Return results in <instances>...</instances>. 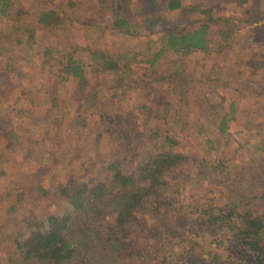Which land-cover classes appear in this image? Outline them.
Returning a JSON list of instances; mask_svg holds the SVG:
<instances>
[{
	"label": "rangeland",
	"instance_id": "obj_1",
	"mask_svg": "<svg viewBox=\"0 0 264 264\" xmlns=\"http://www.w3.org/2000/svg\"><path fill=\"white\" fill-rule=\"evenodd\" d=\"M115 1L12 0L9 13L0 15V264H23L11 242L23 220L67 210L50 191L92 184L104 177L100 161L112 153L122 159L123 141L116 150V135L105 130L113 128L106 118L116 114L117 126L127 131L129 160L161 141L162 151L186 155L165 174L167 206L150 196L138 212L140 224L121 232L125 241L145 247L151 262L160 255L152 254L158 243L148 220L203 239L177 264H208L214 251L221 257L209 264H220L230 249L211 241L215 234L200 224L198 211L223 203L230 187L245 189L246 206L261 210L264 0H175L200 3L206 11L192 12L197 22L210 15L208 50L182 56L165 50L155 59L163 27L184 30L196 21L190 24L188 15L162 0H128L136 31L124 33L111 24ZM48 8L54 14L43 24L37 15ZM96 49L120 56L121 68L96 70L90 58ZM67 54L83 65L82 80L62 71ZM159 238L172 250L161 244V254L176 263L175 253L184 250L181 236ZM129 258L119 264H136Z\"/></svg>",
	"mask_w": 264,
	"mask_h": 264
},
{
	"label": "trees",
	"instance_id": "obj_2",
	"mask_svg": "<svg viewBox=\"0 0 264 264\" xmlns=\"http://www.w3.org/2000/svg\"><path fill=\"white\" fill-rule=\"evenodd\" d=\"M239 1L243 3L247 0ZM127 2L128 0L115 1L111 24L121 32L133 33L136 28ZM164 2L166 7H176L181 15H188L190 24L196 21L195 17H192V12L204 14L206 11L204 7H199L200 3L184 5L178 4L175 0L161 1ZM11 6L12 0H0V15L8 14ZM53 14L52 9L42 10L37 15V20L48 24ZM209 17L210 15L204 20L196 21L189 29L163 27L160 45L153 59L165 50L181 56L193 50L207 51ZM153 18V23L158 21V17ZM90 58L96 70L121 68L117 62L120 56L114 57L96 49L90 51ZM61 68L64 74L75 76L78 80L85 77L83 65L70 54L66 55ZM119 117L120 115L116 114L106 118L105 122H113V128L107 127L105 130L113 131L116 135L115 138L118 140L116 150L119 149V142L123 141L125 147L122 149V159H117V155L112 153L106 160L100 161L101 164H105L104 177L92 184L84 181L71 182L70 186L59 185L56 191L55 189L50 191L51 195L64 200L67 210L60 214L47 212L35 222L23 220V224L17 227L11 242L14 245V255H20L23 264H119L121 259L127 257L136 264H170V259L161 254L160 245H168L172 252L171 245L167 239H164V243L159 236L162 238L181 236L178 241L184 250H178L174 259L184 258L185 250L192 256L193 250L203 244V239L200 237L196 239L186 237L172 226L156 224L148 220L150 223H147V227L149 226L152 240L155 244L158 243L154 249L155 253L152 251L151 253L156 257L160 255V259L151 262V256L148 255L145 247L138 246L135 241H125L122 238L121 232L126 227L140 224L138 212L143 209L144 202L150 196L156 197L155 200L160 199V202L167 206L165 196L168 191H163L168 188L165 174L170 168L184 161L186 155L178 151H162L164 142L161 141L155 146L156 151L146 150L135 161L129 160L127 154L131 152V148L125 140L127 131L117 126ZM218 126L221 133L226 132V117H221ZM148 141L153 140L150 137ZM245 188H250V183L246 184ZM245 191L230 187L223 203H213L198 211L197 218L201 220V223H198L212 231L211 235L215 234L211 241L227 246L233 255L230 256L228 250L222 259L223 263L220 264H264V192L260 193L262 206L259 210L258 207L246 206ZM156 212L153 211L155 218ZM165 233L167 235H163ZM218 256L221 257V252L218 254L215 251L210 252L208 264ZM177 263L178 259L173 264Z\"/></svg>",
	"mask_w": 264,
	"mask_h": 264
}]
</instances>
